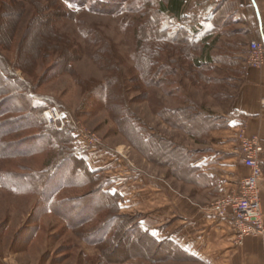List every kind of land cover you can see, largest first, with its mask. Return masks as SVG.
Listing matches in <instances>:
<instances>
[{
	"label": "rangeland",
	"instance_id": "374dc122",
	"mask_svg": "<svg viewBox=\"0 0 264 264\" xmlns=\"http://www.w3.org/2000/svg\"><path fill=\"white\" fill-rule=\"evenodd\" d=\"M119 1L111 0V6ZM161 3L126 0L123 5L127 10L115 15L107 10L94 12L89 5L73 7L61 0H0V60L4 61L0 68L7 70V81L12 83L7 87L0 77V129H4L0 132V264H201L188 259L181 248H173L171 241L159 246L152 241L149 234L162 239L157 229L171 223L172 198L161 196L155 203L149 196L148 204L143 202L140 174L147 171L165 178L182 195L194 196L203 208L221 197L209 200L203 192L195 194L193 187L174 178L177 173L164 159L146 158L140 146L129 141L123 124L131 121L147 136L157 134L184 150L200 151L204 139L169 126L165 119L175 125L198 123L202 114L230 119L243 82L239 78L242 67L229 66L221 59L223 54H239L245 63L247 50H214L218 42L201 43L204 36L191 30L194 41L200 42L195 48L186 43L161 46L156 42L155 25L161 31L174 27L172 24L175 28L193 24L185 12L184 22L173 20L170 13L160 14ZM206 56L215 60L212 67L198 68L197 58L205 62ZM22 84H27L34 104L44 108L43 126L34 121L27 104L14 99L13 93ZM52 107L70 112L80 128L101 144L74 135L73 128L61 131L46 123L43 113ZM192 108L200 115L190 120ZM53 130L57 141L51 136L50 143L48 136L40 143L35 139ZM64 148L80 160L81 167L94 172V182L60 192V199L81 200L71 221L98 205V197L90 195L103 185L105 192L118 193L122 199L117 215L126 230L115 242L97 247L85 241L88 232L104 224L106 212L83 229L74 230L49 211L42 196L26 183L27 176L55 164ZM161 148L166 145L158 143L153 151L160 153ZM178 162L183 166L179 174L187 179V161L179 157ZM168 183L164 186L169 190ZM174 197L178 199L177 194ZM139 220L142 235L135 229ZM257 239L264 247L263 238ZM234 244L237 248L243 245H237L235 239Z\"/></svg>",
	"mask_w": 264,
	"mask_h": 264
},
{
	"label": "crops",
	"instance_id": "0c3cea01",
	"mask_svg": "<svg viewBox=\"0 0 264 264\" xmlns=\"http://www.w3.org/2000/svg\"><path fill=\"white\" fill-rule=\"evenodd\" d=\"M184 12L193 21L190 27L207 36V43L218 42L214 50L245 53L252 40L264 43V0H184L180 12L183 17ZM240 56L229 58L235 61L234 66L242 67L239 78L243 81L235 95L229 127L213 130L204 138V147L198 152L200 156L188 164L187 179L179 174L181 171L174 177L193 187L195 194L196 191L207 194L209 200L237 190L250 173L243 163L237 139L239 130L245 128L249 136H259L264 145V69L249 67L246 61L242 63ZM166 182L165 178L141 171L143 202L148 204L149 196L155 198V203L161 196L169 194L172 198L171 223L157 229L163 236L162 239L154 236L158 242H173L178 250L181 248L188 253L185 254L188 259L195 258L201 264H264V247L258 237L246 238L237 248L229 221L208 215L194 196L190 199L182 195L169 183L168 190L164 186ZM262 210L264 214V186ZM168 234L171 236L164 238Z\"/></svg>",
	"mask_w": 264,
	"mask_h": 264
},
{
	"label": "trees",
	"instance_id": "16d2710c",
	"mask_svg": "<svg viewBox=\"0 0 264 264\" xmlns=\"http://www.w3.org/2000/svg\"><path fill=\"white\" fill-rule=\"evenodd\" d=\"M57 1L60 2V0H55L56 3ZM61 1L77 8L85 5H89L90 7L89 9L93 10L94 12L107 10V12H111L112 14L115 15L127 10L126 9L127 6L125 7L123 5L125 4L126 0L119 1L118 4L113 7L111 6V2H110L111 0H61ZM183 3L184 0H162L158 12L160 14L170 13L173 16V20L184 22V17L180 14ZM155 26L157 29L156 33H158L156 42L161 43V46L166 43L177 44V45L186 43L190 47L194 46L193 48H195L196 46L199 45L198 43H200L194 41V39L192 38L194 35L191 33V31L194 32V34L196 31H194L193 28L191 27L179 28L180 26H177L178 28H175V24H172V26L174 27H169L168 29L159 31L158 25ZM196 33H200V31L198 32L197 30ZM206 37L207 36L204 35L203 39L201 40V43L202 41L206 42ZM147 54L151 55L149 51H147ZM223 55L224 56L222 57L223 59H221V61L229 64V66L235 65L234 64L235 61L231 62L229 60V58L231 57L229 56V54H223ZM140 59H143V57H140ZM203 60L204 59L197 58V60L195 61L196 66H198V68H202L207 65L211 66L212 62L213 61L215 62V60L211 56H206L205 62ZM0 61L4 62L3 59H1ZM2 65L4 64L2 63ZM5 72H7L5 68L4 69L0 68V77L8 87L11 86L12 83L10 84L9 81H7ZM241 74L242 72L240 73V75ZM209 79L210 81H213V79L211 78ZM17 91L18 92L16 94L13 93L14 99L17 102L18 101L20 102V100H22L24 104H27L29 106L30 115L33 117L34 121L40 122L43 126V122L41 121V119L44 108L34 104V98H32L33 96L31 95V93H29V88L27 84H22V88H18ZM189 112L191 113L190 120H193L196 115H200V113L195 111L193 108L192 110L190 109ZM174 113L171 112V114ZM177 113L180 114L181 112H177ZM200 118L201 120L198 123L187 124V122H184L181 125H175L171 121H168V119L165 120L169 126L182 129L187 134L191 135L194 138H197L198 140L204 139L213 130L228 128L230 123L229 117L225 115L217 117L211 115L203 116L202 114ZM127 119H129V117L125 116V120ZM1 127H2V123H0V128ZM123 127L128 128V131H126L127 132L126 136L128 137L129 141H131L132 143L135 144V146H137V148L138 146H140V151L144 156H146L149 160L152 158L151 155L157 157V159L159 157L160 160L164 159V164L167 167H170L172 170H175L176 173H178V171L183 170V166L180 165V163L178 162L179 157L184 158V160L187 161L185 170L188 172V164H191L194 161V159H197L198 156H200L198 153L199 151L193 152V151L184 150L182 147H179L178 145H176L171 141L165 140L164 138L158 136L157 134H153L149 136L145 135L144 134L145 132H142L143 130H137L136 127L133 125V122L131 121L125 122V124H123ZM3 130L4 129H0V132ZM56 134L57 132L53 130V132L49 134H45V133L39 134V137L37 136L38 138L35 137V139H38L37 141L40 143L44 141V138L46 139L48 136L49 138L48 140L47 139L46 140L47 142L50 143L51 140L50 136L54 138L56 141L58 140V138L57 139L55 138ZM59 135L61 136V134ZM133 137H135V140L137 141V143H139V145L135 143ZM158 143L164 146L166 145V148L160 149V153H157L158 151H153L154 146ZM34 149L32 150V152H34ZM66 150L67 149L64 148L63 151L59 152V154L57 155L58 157H56L57 161L55 162V164H53L52 166L48 167L46 170L40 173H34L29 177L27 176L25 178V180L27 179L26 183L29 184L34 191L38 192L42 196L43 202H45L46 207L49 211L65 219L67 223L74 230L80 228L83 229L85 225H87L89 222H92L97 217V215L106 212L107 213L105 217L106 221L104 220L105 221L104 224L98 225L95 228H93V230L88 232L86 235L87 240L85 241H87L92 245H96L97 247H100L102 244H106V243L110 244L111 241L115 242V238L120 233L121 234L122 232L124 233L126 230L125 228L122 229L124 222H122L119 216L117 215L118 211H120V203L122 199L120 194L118 193L112 194L105 192L106 187H104L103 185H99L97 189L93 192V194L90 195L92 197L94 196L98 197L100 201L98 205L95 208H93V210L89 214L83 215L82 217L78 215V219H76V221L74 222L71 221L70 219L71 216L74 215L77 212V210H79V206L77 203H79L81 200L74 199L72 201H69L65 199H60L59 198L60 192L66 189L67 187L69 188L81 187L94 182V178L91 179V176L93 175L94 172H91L87 167L85 168L81 167L79 165L80 160H78L74 154L67 153ZM150 151H152V153H150ZM32 155H34V153ZM52 158L53 156L51 157V159ZM15 178L19 179V176H16ZM17 184L18 182L16 181L15 186ZM141 222L142 221L139 220L138 222H136V226H135L138 235L143 234L141 230L142 228ZM114 229L116 230L115 232L113 231ZM127 229L130 230L131 228H127ZM112 233H115L114 237L112 236ZM149 236L157 246H159L158 244H163V245L166 244V243L164 244L163 242L159 243L158 240L154 238L151 234H149ZM169 244L172 245V243ZM173 248L177 249L174 245Z\"/></svg>",
	"mask_w": 264,
	"mask_h": 264
},
{
	"label": "built area",
	"instance_id": "2783aa9c",
	"mask_svg": "<svg viewBox=\"0 0 264 264\" xmlns=\"http://www.w3.org/2000/svg\"><path fill=\"white\" fill-rule=\"evenodd\" d=\"M246 52V63L254 69H264V43L252 40ZM46 123L61 131L73 128L74 135L88 138L100 145L101 141L80 128L70 112L49 108L44 111ZM238 141L243 155V163L249 175L242 179L239 188L228 192L211 203L204 211L217 219L229 221L237 245H242L248 237H261L264 240V214L262 210V188L264 186V145L259 136H249L245 128L239 130Z\"/></svg>",
	"mask_w": 264,
	"mask_h": 264
}]
</instances>
